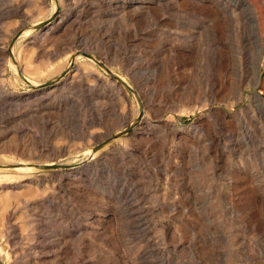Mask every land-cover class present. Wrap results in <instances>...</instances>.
<instances>
[{"label": "rangeland", "instance_id": "374dc122", "mask_svg": "<svg viewBox=\"0 0 264 264\" xmlns=\"http://www.w3.org/2000/svg\"><path fill=\"white\" fill-rule=\"evenodd\" d=\"M53 2L0 0V159L81 166L88 149L136 120L140 98L146 122L73 176L39 168L0 180L5 263L264 264V139L250 118L264 68L260 88L224 83L242 57L241 21L216 0H61L63 11L75 8L54 30L17 41L20 67L44 83L83 52L99 62L84 55L67 84L33 87L12 67L9 46Z\"/></svg>", "mask_w": 264, "mask_h": 264}, {"label": "bare ground", "instance_id": "6f19581e", "mask_svg": "<svg viewBox=\"0 0 264 264\" xmlns=\"http://www.w3.org/2000/svg\"><path fill=\"white\" fill-rule=\"evenodd\" d=\"M216 1L218 2L217 5L221 6L222 12L225 13L228 17H230V20L232 19V21L235 20L236 22H237V20L241 21L242 30H243V34L241 36L242 57L240 59L239 67H238L237 71L233 74V76L229 75L224 79V83L229 84L232 88H234L235 90H238L239 92L243 91V88L247 83L251 86H254L255 88H260V86L263 82L261 75L263 73V68H264V0H223V1L222 0H216ZM61 3H62L61 0H54L51 13L44 20H40V21L36 22L33 26L26 28L18 40L20 41L21 39L28 37L33 29H36V28L41 27V26L43 27L42 29H44V34H48L50 31L54 30V28H56V26H54V24L55 23L59 24L62 19H65L72 12L71 9L75 8V6L74 7L70 6L68 8V10H66L67 12L63 11L65 9L63 7H61L62 6ZM217 15H220V12H217ZM48 24L50 25L49 28H47V26H46ZM17 41L14 43V45L10 51L11 52L10 53L11 54V60H12L11 65L14 68L15 72H17L19 75H20V72H22L24 74V79L20 75V77L23 80H25L26 82H29L33 86H38V85L42 84L41 87H43V86H46L45 83H47L48 81H51L50 85H56L57 84L55 88H57V86H59L62 83L67 84V78L71 74V72H70L71 68L70 67L75 66L77 61H79L80 59L85 57L84 55H77L76 59L73 61V64H69L66 67V69H64L63 71L59 72L58 74H55L54 76L50 77V80H48L44 83H38L26 74V72H27L26 69H23L20 67V64L18 63V61H19L18 56L16 55V52H15ZM88 58H90V57H88ZM90 59H92L94 62H97V61L99 62V59L96 58L95 56H93ZM104 67L106 68V70L108 71L110 76H111V73L116 75L122 81V83L121 82H119V83L126 85V86L128 85L129 88L132 89L136 93V91L132 88L131 84L128 82L127 78L124 75H120V74L116 73L108 65H106V66L104 65ZM74 76L76 77V79L77 78L79 79L78 82H76V83L83 85V78H84V76H86V71L84 70V68H81L79 65L76 72L74 73ZM215 85H216L215 83L210 85V90H209L210 92L214 90ZM55 88L52 90L55 91ZM92 88H94V87H92ZM3 89L4 88L0 87V97H3L7 94L6 91ZM262 93H263V90L261 89L260 92L258 91V92H255L251 95V100L253 103L252 104L253 115L250 118L251 119L253 118V121L255 120V122H257L259 124L257 126L258 127L260 126L262 138L264 139V97H263ZM138 96H139V94H138ZM138 100H139L140 105H141L140 113H139L138 117L136 118V120L134 119L133 121H131L129 123L130 126H132L136 121H137V125L139 122L142 124H144L146 122V120H145L146 116L144 115V109H143V103L141 102L142 100H141V98ZM33 102H34V100H33ZM91 103H93V102H91ZM247 120H248V118H246L244 120L243 130L246 131V134H245L246 138H251V139L253 138L254 139L255 134L252 132V129L250 128V126L247 125V123H248ZM3 121H4V118H3ZM5 122H8V121H5ZM129 125H128V127H129ZM118 133H120V132H118ZM117 134H115V135H117ZM94 135L95 134H92V132H91V136H94ZM8 142L9 141H7V143H5V144H8ZM9 143L11 144V147H12V145H15V146L19 145L18 142H15L14 139H12V140L10 139ZM97 146L98 145L93 147V149H95ZM26 149L30 152L29 153L30 157H32V155H35V149H36L35 146H33V145L31 147L27 146ZM86 154L89 157L87 160L84 161V163L81 166H79V165L72 166L73 162H68L66 164H63V163H58L57 161H54V160L48 161L45 163H38V162L33 161L31 159H23V160H19V161H13L10 158V156L2 154V156H1L2 159H0L1 160L0 161V180L11 182L12 180L18 179L20 177L22 178V180L29 179L28 173L36 171L37 169L40 168L41 165L58 166L57 168H54L55 171L58 170L59 168H63V167H65L63 169H66V168L72 169V171H69L67 173V175L72 174V176H73V175H75L73 173L74 172L73 168H78L79 170L90 169L91 168V162L95 158H97L100 153H99V149L98 150L95 149L93 151H92V149H90V150L88 149L86 151ZM92 170H94V169H92ZM60 171H61V169H60ZM91 172H93V171H91ZM59 177H61V176H59ZM48 179H51V178H48ZM31 181L37 182V180H33V179H31ZM26 183L28 184V182H26ZM43 184H45V183H43ZM46 185L48 187V183H46ZM132 209L135 210L134 207H132ZM137 216L142 218V216L140 214H138ZM13 231L16 232V229ZM27 238L29 239V237H27ZM1 248H0V250H1ZM1 254H0V264H6L4 261V259H6V258H3V255L5 257L6 252H4V254H2V255Z\"/></svg>", "mask_w": 264, "mask_h": 264}, {"label": "water", "instance_id": "95a60500", "mask_svg": "<svg viewBox=\"0 0 264 264\" xmlns=\"http://www.w3.org/2000/svg\"><path fill=\"white\" fill-rule=\"evenodd\" d=\"M24 30H19L13 37L11 43H10V46H9V49L11 50V48L13 47L14 43L18 40V38L22 35ZM83 55L87 56V57H90L92 58L93 57V54H90V53H86V52H83L82 53ZM74 61V59H73ZM72 61V62H73ZM20 75L21 77L24 79V74L22 72H20ZM112 77L116 78L119 82L122 83V81L114 74H112ZM51 81H48L47 83H45V85H49ZM29 83V82H27ZM33 86V85H32ZM128 86V85H127ZM35 87V86H33ZM129 87V86H128ZM40 88V87H39ZM137 125V121L132 125V126H129V127H125V129H122L120 130V133H118L117 135L113 134L112 136L108 137L106 140H104L103 142H101L95 149H101L103 148L104 146H107L109 145V143H111L112 141L116 140V139H119L123 136H125L126 134L130 133L134 127ZM58 166H52V165H41L40 168L41 169H53V168H57Z\"/></svg>", "mask_w": 264, "mask_h": 264}]
</instances>
